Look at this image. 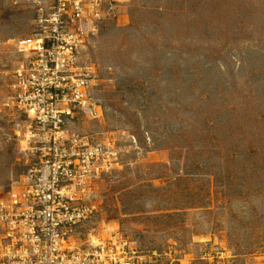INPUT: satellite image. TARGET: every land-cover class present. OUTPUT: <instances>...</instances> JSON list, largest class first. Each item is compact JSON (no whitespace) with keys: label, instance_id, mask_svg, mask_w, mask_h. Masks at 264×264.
<instances>
[{"label":"rangeland","instance_id":"1","mask_svg":"<svg viewBox=\"0 0 264 264\" xmlns=\"http://www.w3.org/2000/svg\"><path fill=\"white\" fill-rule=\"evenodd\" d=\"M45 5L0 0V202L35 163L9 100ZM104 15L80 50L97 116L66 126L102 151L81 240L117 236L147 264H264V0H106Z\"/></svg>","mask_w":264,"mask_h":264},{"label":"built area","instance_id":"2","mask_svg":"<svg viewBox=\"0 0 264 264\" xmlns=\"http://www.w3.org/2000/svg\"><path fill=\"white\" fill-rule=\"evenodd\" d=\"M34 32L17 40L11 107L29 121L26 152L35 159L18 192L0 202V264H147L117 236L81 240L93 215L84 204L90 165L100 151L67 124L86 111L97 116L93 72L80 50L104 19L106 0H45Z\"/></svg>","mask_w":264,"mask_h":264}]
</instances>
